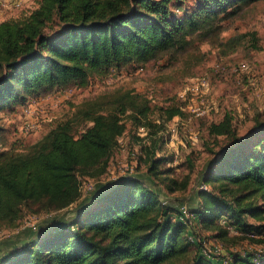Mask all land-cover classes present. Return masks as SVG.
Segmentation results:
<instances>
[{
    "label": "trees",
    "instance_id": "trees-1",
    "mask_svg": "<svg viewBox=\"0 0 264 264\" xmlns=\"http://www.w3.org/2000/svg\"><path fill=\"white\" fill-rule=\"evenodd\" d=\"M258 1L40 0L29 14L0 22V110L17 102L27 105V94L84 87L91 74L184 50L192 37L219 31L221 22ZM152 112L145 97L120 91L59 121L28 150H0L1 222L13 225L23 206L52 211L79 203L70 221L15 247L0 264H223L216 251L204 252L207 238L199 230L214 233L215 239L231 231L248 238L264 234V204L256 201H264L261 115L244 135L230 113L210 124V134L229 143L210 163L204 183L211 189L198 191L200 202L189 217L134 174L102 184L80 202L82 182L100 181L108 172L127 132L126 114L135 128L148 130V143L137 137L139 164L152 178H161L170 193L187 188L190 178L181 183L168 177L172 171L162 177L159 164L166 158L156 157L162 138L160 126L150 120ZM161 112L168 119L180 114L176 107ZM230 254L229 264H264V255Z\"/></svg>",
    "mask_w": 264,
    "mask_h": 264
},
{
    "label": "rangeland",
    "instance_id": "rangeland-1",
    "mask_svg": "<svg viewBox=\"0 0 264 264\" xmlns=\"http://www.w3.org/2000/svg\"><path fill=\"white\" fill-rule=\"evenodd\" d=\"M11 1L0 0V22L29 14L40 0H25L17 6L10 5ZM253 33L258 49L253 47ZM120 91L145 97L153 109L150 120L160 126L158 132L162 138V149L156 157L170 158L159 164V169L164 171L162 177L172 171L168 177L181 183L190 178L189 184L170 193L161 178H152L147 166L139 164L137 137L142 136L126 114L122 118L127 132L111 158L108 172L90 185L86 180L82 182L80 202L88 201L102 184L131 174L132 168V174L154 184L165 199L169 197L176 208L189 214L200 202V186L211 189L204 183V177L216 153L229 143L225 136L210 134V124L222 121L230 113L238 134L244 135L253 130L257 115L264 120V0L244 6L236 16L221 22L219 31L192 37L184 50L162 54L143 65L132 63L118 71L111 69L107 74H91L84 87L71 85L27 94V105L17 102L0 110V150H28L59 121L72 117L94 100H103ZM30 102L36 103V107L28 112ZM170 107L179 109L180 114L168 119L161 109ZM27 121L35 122L37 127L25 130ZM256 201L264 204L261 198ZM77 205L52 211L40 209L41 205L23 206L13 225L0 221V258L44 230L70 221ZM199 233L207 238L208 251L215 253L217 248L222 249L216 259L223 264L232 262L230 252L241 253L243 257L264 255V234L248 238L231 231L224 239H215L212 232L199 230ZM192 256L193 253L189 259Z\"/></svg>",
    "mask_w": 264,
    "mask_h": 264
},
{
    "label": "built area",
    "instance_id": "built-area-1",
    "mask_svg": "<svg viewBox=\"0 0 264 264\" xmlns=\"http://www.w3.org/2000/svg\"><path fill=\"white\" fill-rule=\"evenodd\" d=\"M23 1H25V0H17V1H11L9 4L10 5H14V4H16V6L17 5H19V3H22ZM45 101V100H44ZM37 102H39V101H37ZM40 104H41V102H39ZM33 107H36V103H34V102H30L29 103V107H28V112H31V110L33 109ZM206 111H204L203 113H205ZM27 116H29V114L27 115ZM37 127V125H36V123L35 122H31V121H27L26 122V125L24 126V129L25 130H32V129H35ZM138 135L139 136H142L141 138L143 139L142 141L144 142V143H148L149 141H148V130L145 128V127H139V129H138ZM124 136H122L120 139H119V143L121 142V139L123 138ZM133 171V169L132 168H130V172H131V174L133 173L132 172ZM89 182V185L91 184V181H88ZM85 183V182H84ZM91 186H89V188H90ZM200 190H208V187L206 186V185H201L200 186V188H199ZM185 216L186 217H189V214H185ZM221 248H217L215 251H216V254H220V252H221ZM204 252L207 254V253H209V252H212L211 250H207V249H205L204 250Z\"/></svg>",
    "mask_w": 264,
    "mask_h": 264
}]
</instances>
